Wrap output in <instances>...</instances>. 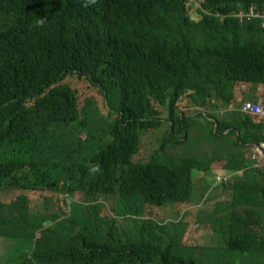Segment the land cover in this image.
<instances>
[{
    "label": "trees",
    "instance_id": "trees-1",
    "mask_svg": "<svg viewBox=\"0 0 264 264\" xmlns=\"http://www.w3.org/2000/svg\"><path fill=\"white\" fill-rule=\"evenodd\" d=\"M197 1L198 17L186 0H0V259L264 264V170L251 166L249 151L264 142V117L239 109L242 90L264 89V28L259 17L235 15L264 0ZM84 83L105 98L106 130L96 100L82 104ZM184 96L207 109L179 110ZM150 135L157 148L135 160ZM191 137L230 148H175ZM216 161L244 171L229 186L230 217L206 214L211 234L184 241L202 217L182 206L204 199L215 212L227 209L215 198L219 183L205 176L213 187L201 189L192 179L193 168ZM36 191L60 202L49 193L29 200ZM148 206L156 211L147 216ZM190 245L211 250L201 257ZM214 250L220 255L207 262Z\"/></svg>",
    "mask_w": 264,
    "mask_h": 264
},
{
    "label": "rangeland",
    "instance_id": "rangeland-1",
    "mask_svg": "<svg viewBox=\"0 0 264 264\" xmlns=\"http://www.w3.org/2000/svg\"><path fill=\"white\" fill-rule=\"evenodd\" d=\"M197 4H199V2L197 0H186V6L187 9L189 10V12L192 14L193 17H198L197 12H196V8H191L192 6H196ZM253 91V90H252ZM245 92L244 90H242V93ZM86 98H93L94 100H96L97 105L99 107L98 112L96 113L97 119L99 121V126L102 127L104 130H106L104 128L105 124L107 123V119L104 117V114L107 115V109L108 106L106 104L105 98H103V95L99 92V90L92 86L91 88H89L86 83H84L82 85V96H81V100H82V104H84L85 99ZM244 99L247 100H254V97H245L243 95ZM242 98V99H243ZM214 101L218 102V99H214ZM184 102V103H183ZM189 103V99L188 97L184 96L179 100V109L181 111H185V112H192V111H196L197 109H199L200 111H205L207 109V106H203V107H198L196 105H192V107H189V105L187 104ZM237 104H239V102H237ZM195 106V107H194ZM194 107V108H193ZM91 118L93 121H95L97 123V121L93 118V117H89ZM203 120V121H202ZM200 122H197V127L198 129H200L202 127L203 124H205V120L204 117L201 116L199 118ZM65 134H67L68 132V128H63ZM89 129H85V131L83 132V137L87 138L89 136ZM213 138L212 136L210 137V139ZM180 145V144H178ZM158 143L157 140L155 139V137H153L152 135L148 136L147 138V143L146 141H144L141 145L140 151L135 155L134 159L138 160V161H146L149 158V155H152V153L154 152V149L157 148ZM181 146V151L185 150V152H189V153H195V152H203L206 153L208 155L212 154V150L214 148H218V149H226L227 147L230 148V146L227 144V142H223L220 139H213L211 141H202L201 138L197 137V138H190L188 144L186 145H180ZM71 152L74 155V149L72 147H68ZM168 154H176L175 150L173 149L172 146H169L167 148ZM244 149H238L237 153L239 155L244 156V161H247V158L244 155ZM223 162H217V164H214V168L216 170L217 166L221 167V164ZM253 167V166H252ZM213 169V168H212ZM264 168H262L263 170ZM244 172V171H243ZM203 173L202 171L198 170V169H193L192 170V179H193V183L195 184V186L197 188H204L205 185H207L206 181L207 179H203V180H199L198 179V174ZM204 178V177H203ZM49 193L53 196L54 199H56V201L59 203V196L57 193L52 192V191H36V192H31L27 195V198L29 200H33L36 197H41L44 194ZM184 210H188L191 207H196L195 210L190 211V215L191 218L193 220L195 219V215L198 213L197 210H200V216L202 217V221L198 222L197 225L195 227L189 228L187 229V233L184 236V241H195L197 240V237H199V240L201 239L202 236H205L209 233V225L206 218V214L209 215V209H211V207L207 204V202L204 199H199V200H194L191 203L185 204L184 206ZM106 209V206H105ZM104 209V211H105ZM154 211H156V208L154 206H148L147 207V216L150 213H154ZM179 221V220H178ZM178 234L176 236L175 239H177ZM180 239H182V236H180ZM17 244V242H13L10 245V250H13L15 245ZM193 246L195 247V245H190V247H188V251L189 253L192 254V251L194 250V254L201 256L204 255H208L211 247L208 246H201L199 245V247H195L193 249ZM4 253V252H3ZM220 255V251L219 250H214V252L212 253V259H205L207 262H213L214 258L216 256ZM218 261H216L214 264H216ZM0 264H14L13 259L10 256L7 257H2L0 259ZM18 264V261L17 263Z\"/></svg>",
    "mask_w": 264,
    "mask_h": 264
},
{
    "label": "bare ground",
    "instance_id": "bare-ground-1",
    "mask_svg": "<svg viewBox=\"0 0 264 264\" xmlns=\"http://www.w3.org/2000/svg\"><path fill=\"white\" fill-rule=\"evenodd\" d=\"M235 15L240 16L241 18L246 17L247 19L258 18V17L261 18V19H264V6H262V7H258L257 6L256 7V6H254L252 4L250 6L249 12L241 11L239 13H236ZM261 26L264 28V25L262 23H261ZM215 103L216 104L217 103L219 104L220 102H216L215 101ZM239 105H240L239 106V109L242 110V111H244V112L250 113V114H252L255 117H264V99H262L261 101L244 99V101H242V103L239 104ZM219 106L222 107V108H219L216 105V111H218V112L220 111L219 112L220 115L229 114L230 111H228V109H226L227 107H223L220 104H219ZM241 106H243V107H241ZM202 141H204V140H202ZM186 144H188V142L187 143L180 144V145H186ZM180 145L176 144L175 145L176 146L175 148H181ZM256 147L257 148H260L264 152V142H260V143L255 144V148ZM183 152H185V150H183ZM167 153H168V151H167ZM170 155H174V154H170ZM258 158H262V157L259 156V155H257V154H255L254 152H251V156H250V159L252 160L251 161V166H253V168L255 170H257L258 172H261V171H263L262 168H264V163L263 164H260V165H257L258 164V160H257ZM205 176L206 175L203 172L202 173V177H205ZM213 181H214V185H215V183H218L214 179H213ZM192 227H194V226H192Z\"/></svg>",
    "mask_w": 264,
    "mask_h": 264
},
{
    "label": "clouds",
    "instance_id": "clouds-1",
    "mask_svg": "<svg viewBox=\"0 0 264 264\" xmlns=\"http://www.w3.org/2000/svg\"><path fill=\"white\" fill-rule=\"evenodd\" d=\"M254 6H256V5H254ZM263 22H264V19L261 20V23L264 25ZM35 23L37 25H40V24L43 23V20H39L38 19V20H36ZM249 93L252 94V96H264V89L253 90V91L249 90ZM241 107H243V106H241ZM249 151L253 152L254 151V147H251ZM217 162H223L221 164V167L217 166V168H216V170H220V172H215L210 178L216 180L220 184V187H221L222 191H227V190L230 189L231 190V197H232V189L229 186H230V184H232L234 178H236L238 176H242L243 172L239 171L238 169H232V168L226 167L225 164H224L225 163L224 161H216V163L214 162V164H217ZM193 169H197V168H193ZM211 170H213L212 166L209 169H207L206 171H202V170H200V171H202L206 175H208ZM88 171H89V173L95 174L96 172L99 171V165L98 164L90 165ZM207 185H209L210 187H213L212 184L207 183ZM216 200H217V198H216ZM191 202H193V201H190L188 203H191ZM229 207H230V205H229ZM209 215H211V216H213L215 218H224V216H225L227 218H224V219L227 220L230 217V210L229 209L223 210V213L221 214V211L215 212V211L209 209ZM208 234H211V232L209 231Z\"/></svg>",
    "mask_w": 264,
    "mask_h": 264
},
{
    "label": "crops",
    "instance_id": "crops-1",
    "mask_svg": "<svg viewBox=\"0 0 264 264\" xmlns=\"http://www.w3.org/2000/svg\"><path fill=\"white\" fill-rule=\"evenodd\" d=\"M245 97H255V96H252V94L249 93V90L245 91L242 93ZM184 103V102H183ZM263 159V158H262ZM216 163V162H215ZM260 165V164H259ZM212 168L213 170L210 171V173L208 175H206V177L210 178L215 172H220V170H215L214 168V164L212 165ZM198 179L199 180H203V179H206V178H203L202 177V173L201 174H198ZM206 183H208L207 180H205ZM215 198H217V202L222 205V206H225L227 207V209H229V201H230V198H231V190H227V191H221L219 194L215 195ZM223 213V210L221 211V214ZM224 218H227L224 216Z\"/></svg>",
    "mask_w": 264,
    "mask_h": 264
},
{
    "label": "built area",
    "instance_id": "built-area-1",
    "mask_svg": "<svg viewBox=\"0 0 264 264\" xmlns=\"http://www.w3.org/2000/svg\"><path fill=\"white\" fill-rule=\"evenodd\" d=\"M264 23V22H263ZM255 154L261 156L263 159H264V152L260 149V148H254V151H253Z\"/></svg>",
    "mask_w": 264,
    "mask_h": 264
}]
</instances>
